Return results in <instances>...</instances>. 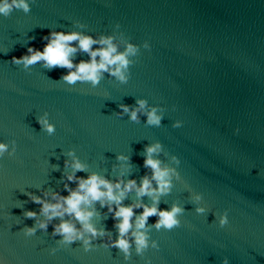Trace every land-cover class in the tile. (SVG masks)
<instances>
[{"label":"water","instance_id":"water-1","mask_svg":"<svg viewBox=\"0 0 264 264\" xmlns=\"http://www.w3.org/2000/svg\"><path fill=\"white\" fill-rule=\"evenodd\" d=\"M25 2L27 12L12 6L0 13V143L7 145L0 157V264H222L224 258L264 264V0ZM53 32L111 38L117 53L132 46L125 80L103 71L96 84L69 83L61 74L74 68L12 62L29 47L42 51V36ZM71 46L77 48L73 65L89 60L76 41ZM152 109L161 116L159 125L147 122ZM178 121L181 126L173 127ZM155 144L160 148L150 155L169 170L167 191L137 196L132 190L121 203L163 210L175 205L182 212L171 230L157 229V217H148L141 253L134 227L126 237L127 256L112 246L118 233L107 200L88 208L93 236L69 215L48 220L28 195L55 203L52 193L67 196L65 184L76 188L69 174L139 186L142 177L151 180L144 150ZM73 160L84 169L74 170ZM151 186L157 189L156 181ZM28 211L36 216L26 217ZM142 211L133 208V222ZM225 212L228 223L221 227ZM62 220L83 238L67 242L54 234ZM28 228L35 231L27 234Z\"/></svg>","mask_w":264,"mask_h":264},{"label":"clouds","instance_id":"clouds-1","mask_svg":"<svg viewBox=\"0 0 264 264\" xmlns=\"http://www.w3.org/2000/svg\"><path fill=\"white\" fill-rule=\"evenodd\" d=\"M12 6L21 8L25 12L29 10L28 4L25 0H12L11 5L8 3V0H0V13L7 15ZM42 40L47 41V43L43 45L42 51L34 50L29 47L27 49V55H22L19 58L13 57L12 62L15 64L23 62L25 67H27L28 65L43 60L45 66L48 68L61 67L70 70L74 68V71L61 74V79L69 83L77 80H87L96 84L103 71H109L111 75L124 81L125 76L123 73L127 69L129 63L126 57L135 52V49L132 46H129L124 53H117L116 48L111 43V38L102 37L100 41H95L91 37L83 36L79 33L53 32L42 36ZM72 41L78 43L79 50L88 53V61H80L78 64L73 65L70 56L77 51V48L71 46ZM94 43H101L106 45V47L92 50L91 45ZM96 57H99V60H97ZM137 104L140 108H143L145 106V101L138 100ZM119 107L124 112L129 111L126 105H120ZM146 115L148 124H160L161 116L157 115L156 109H152ZM130 118L133 121L137 119L135 109L130 112ZM37 123H39L49 134L54 132V126L47 123L46 120L38 118ZM180 126L181 122L179 121L173 124V127ZM159 148V144L145 146V158L143 160V166L152 170L151 180L156 181L157 189L152 188L151 180L147 176L141 178L139 186H137L135 180H128L123 183V187H121L120 181L113 183L95 173L90 174L86 178L74 177V175L69 174L66 176V179L68 181H73L75 179L76 188L74 190H69L68 185L65 184L64 188L68 191L67 196L61 197L58 193H52V199L56 201L55 203H49L48 201L41 199V197L33 196L30 193L28 195L34 203L41 205V213L48 220H51L54 217L69 215L80 223L84 232L90 233L93 236L97 235V230L90 222L93 212L88 210V208L95 201H101V206L103 207V201L107 200L109 202L108 211L112 213V217L116 221L115 227L118 233L117 239L113 242L112 246L119 248L127 256L130 243L126 237L134 227L135 230L131 231V235L134 238L137 253H141L142 250L147 247L148 242L147 234L144 231L148 217H157V221L154 225L157 229L164 227L171 230L180 225L177 215L182 212V209L175 205L168 210H163L158 209L155 205L147 206L138 203L136 205L123 206L121 203L125 198L126 193L132 190L136 191L137 196L151 195L156 190H159L161 193L167 191L169 187V181L167 179L169 176V170L161 169L160 162L153 159L150 155L157 152ZM6 150L7 145L0 143V157L4 155ZM9 154L14 155L15 149L13 148V151ZM118 159H123V157H118ZM65 165L67 166V161L65 162ZM71 166L74 170L84 169V165L76 160H73ZM44 195L47 196L48 193H44ZM194 199L199 200L200 197L196 196ZM113 203L116 204L115 209L111 207V204ZM134 207L143 208V211L135 217L133 222ZM196 211L197 213H203L204 209L197 208ZM24 215L29 218H34L36 213L28 211L25 212ZM227 223V212H225V214L220 217L219 224L223 227ZM39 227L46 228L47 225L41 222ZM34 231V228L26 229L27 234H32ZM53 232L54 234L62 235L64 241L67 242L73 241L74 238H83L81 231H78L75 225L70 221L62 220L59 225L54 226ZM99 234L103 235L104 233L101 231ZM84 244L87 249V238H84ZM153 247H157L155 242H153ZM54 251L55 250H50L51 253H54ZM222 264H228V259L224 258Z\"/></svg>","mask_w":264,"mask_h":264}]
</instances>
